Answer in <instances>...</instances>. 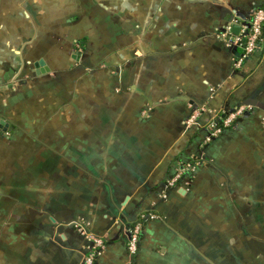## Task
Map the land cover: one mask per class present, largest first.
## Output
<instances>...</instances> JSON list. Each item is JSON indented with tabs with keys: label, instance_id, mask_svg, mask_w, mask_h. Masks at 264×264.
<instances>
[{
	"label": "crops",
	"instance_id": "crops-1",
	"mask_svg": "<svg viewBox=\"0 0 264 264\" xmlns=\"http://www.w3.org/2000/svg\"><path fill=\"white\" fill-rule=\"evenodd\" d=\"M262 6L0 0V264H83L81 226L93 264H264V25L221 36Z\"/></svg>",
	"mask_w": 264,
	"mask_h": 264
},
{
	"label": "built area",
	"instance_id": "built-area-1",
	"mask_svg": "<svg viewBox=\"0 0 264 264\" xmlns=\"http://www.w3.org/2000/svg\"><path fill=\"white\" fill-rule=\"evenodd\" d=\"M264 25V6L256 9L252 13V17L249 22L241 23L240 30L237 34H233L230 30V26L226 27L225 31L221 34L222 37L233 39L236 45L240 48L241 53L235 60V65L239 66L244 61V59L249 56L259 45L261 40L262 28ZM245 109V106H240L236 108L233 112L228 114L220 124L218 121V116L214 115L208 122L209 134L205 138L206 141H209L212 137L218 135L224 126H227L232 119L240 115ZM199 115V111L195 110L187 119V124H194L196 117ZM223 126V127H222ZM193 167L191 164H186L180 170H177L172 176L168 177L163 186L161 196H165L168 189L173 186H176L181 179V176L192 171ZM139 222L134 223L131 227L128 228V240L127 247L130 253H135L138 246V235H139ZM79 230L82 234L91 242L90 248L87 254L84 256L83 264H93L94 258L97 254L100 253L104 247L103 240L93 234L90 230L85 227H80Z\"/></svg>",
	"mask_w": 264,
	"mask_h": 264
},
{
	"label": "water",
	"instance_id": "water-1",
	"mask_svg": "<svg viewBox=\"0 0 264 264\" xmlns=\"http://www.w3.org/2000/svg\"><path fill=\"white\" fill-rule=\"evenodd\" d=\"M234 28H236V26H234ZM38 66L40 67V69H41V72H43V71H44V69L46 70V67H45V65H44V62H43V61L39 60V61H38Z\"/></svg>",
	"mask_w": 264,
	"mask_h": 264
}]
</instances>
